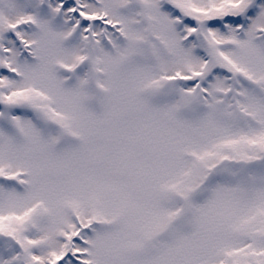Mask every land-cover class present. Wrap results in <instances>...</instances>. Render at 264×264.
Listing matches in <instances>:
<instances>
[{
	"label": "snow or ice",
	"instance_id": "obj_1",
	"mask_svg": "<svg viewBox=\"0 0 264 264\" xmlns=\"http://www.w3.org/2000/svg\"><path fill=\"white\" fill-rule=\"evenodd\" d=\"M0 264H264V0H0Z\"/></svg>",
	"mask_w": 264,
	"mask_h": 264
}]
</instances>
